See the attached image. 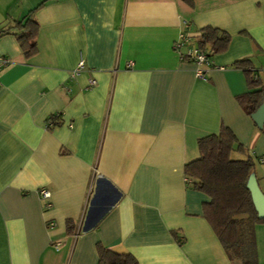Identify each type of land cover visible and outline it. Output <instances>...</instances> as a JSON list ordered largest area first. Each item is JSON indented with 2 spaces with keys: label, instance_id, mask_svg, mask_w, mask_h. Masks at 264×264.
Instances as JSON below:
<instances>
[{
  "label": "crops",
  "instance_id": "obj_1",
  "mask_svg": "<svg viewBox=\"0 0 264 264\" xmlns=\"http://www.w3.org/2000/svg\"><path fill=\"white\" fill-rule=\"evenodd\" d=\"M192 2L0 0V28L37 7L39 26L30 58L13 35L0 38L11 61L0 70V264H97V245L139 264L240 263L183 169L225 126L244 149L230 158L253 159L264 194V127L238 104L248 89L234 67L248 60L264 85V0ZM205 27L230 43L198 78L174 46L181 36V53L196 46ZM253 233L264 264V224Z\"/></svg>",
  "mask_w": 264,
  "mask_h": 264
},
{
  "label": "trees",
  "instance_id": "obj_2",
  "mask_svg": "<svg viewBox=\"0 0 264 264\" xmlns=\"http://www.w3.org/2000/svg\"><path fill=\"white\" fill-rule=\"evenodd\" d=\"M182 1L189 6L193 5L192 0ZM37 9L38 7L30 11L11 27L0 28V38L13 35L25 58L32 57L37 51L36 38L39 26L34 19ZM198 34L197 50L208 58L225 52L230 43L229 34L216 28L205 27L199 30ZM234 67L242 70L248 89L246 93L236 96V100L252 119V115L264 99V85L254 76L255 71L248 60H239L234 63ZM50 120L53 121V125H47L48 129L56 125V117ZM197 146L199 157L184 165L183 174L192 181L194 190L205 194L209 199L202 205L203 218L210 225L231 261L239 260V264H254L253 230L255 225L264 224V219L257 218L246 187L249 176L255 175L254 161L251 157L245 160L230 158L232 151L243 152L244 149L225 126H222L217 134L199 139ZM97 255V264H139L130 254H118L101 245H97Z\"/></svg>",
  "mask_w": 264,
  "mask_h": 264
},
{
  "label": "built area",
  "instance_id": "obj_3",
  "mask_svg": "<svg viewBox=\"0 0 264 264\" xmlns=\"http://www.w3.org/2000/svg\"><path fill=\"white\" fill-rule=\"evenodd\" d=\"M189 41L188 36H181L180 40H178L174 46L175 50L180 53V58L182 60H187L188 62H191L196 65V76L198 78H205V73L203 68H208L211 66L210 58H208L205 54L197 50L196 46L188 47L185 52L181 53V48L187 46ZM11 64L10 59L6 57H0V70L3 67H6ZM84 68V61L81 60L78 64L77 69L75 70L76 73L81 71ZM96 85V81L94 79L89 80V87H94ZM48 125H53V122L51 120L48 121ZM40 199L44 202V208L46 210L50 209L52 207V204L50 203V192H48L45 189H41L39 191ZM54 224L52 222L48 223V228H52Z\"/></svg>",
  "mask_w": 264,
  "mask_h": 264
},
{
  "label": "water",
  "instance_id": "obj_4",
  "mask_svg": "<svg viewBox=\"0 0 264 264\" xmlns=\"http://www.w3.org/2000/svg\"><path fill=\"white\" fill-rule=\"evenodd\" d=\"M252 119L259 129L264 127V99L252 115ZM246 187L249 190L257 218L260 220L264 219V194L260 190L254 174L249 176Z\"/></svg>",
  "mask_w": 264,
  "mask_h": 264
}]
</instances>
